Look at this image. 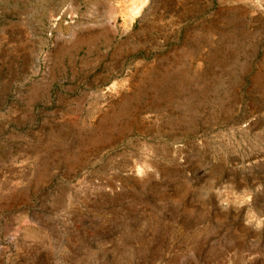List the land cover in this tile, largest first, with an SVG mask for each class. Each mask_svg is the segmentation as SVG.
I'll list each match as a JSON object with an SVG mask.
<instances>
[{
  "label": "rangeland",
  "instance_id": "obj_1",
  "mask_svg": "<svg viewBox=\"0 0 264 264\" xmlns=\"http://www.w3.org/2000/svg\"><path fill=\"white\" fill-rule=\"evenodd\" d=\"M0 264H264V0H0Z\"/></svg>",
  "mask_w": 264,
  "mask_h": 264
}]
</instances>
